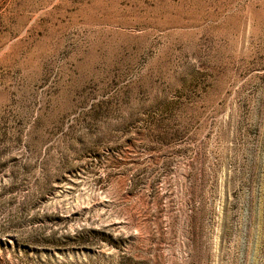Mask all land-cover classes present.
Masks as SVG:
<instances>
[{
    "label": "rangeland",
    "instance_id": "1",
    "mask_svg": "<svg viewBox=\"0 0 264 264\" xmlns=\"http://www.w3.org/2000/svg\"><path fill=\"white\" fill-rule=\"evenodd\" d=\"M0 264H264V0H0Z\"/></svg>",
    "mask_w": 264,
    "mask_h": 264
}]
</instances>
